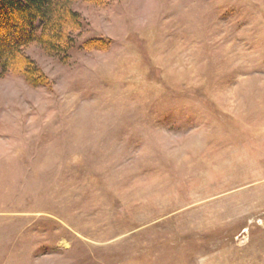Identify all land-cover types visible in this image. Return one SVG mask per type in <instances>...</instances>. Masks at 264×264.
Here are the masks:
<instances>
[{
  "label": "rangeland",
  "instance_id": "374dc122",
  "mask_svg": "<svg viewBox=\"0 0 264 264\" xmlns=\"http://www.w3.org/2000/svg\"><path fill=\"white\" fill-rule=\"evenodd\" d=\"M72 10L0 67V264H264V0Z\"/></svg>",
  "mask_w": 264,
  "mask_h": 264
},
{
  "label": "trees",
  "instance_id": "16d2710c",
  "mask_svg": "<svg viewBox=\"0 0 264 264\" xmlns=\"http://www.w3.org/2000/svg\"><path fill=\"white\" fill-rule=\"evenodd\" d=\"M75 1L0 0L2 72L8 73L21 66L27 76H34L36 69L23 54V50L33 43L41 44L50 52L67 50L71 44L75 23L79 20L72 10Z\"/></svg>",
  "mask_w": 264,
  "mask_h": 264
}]
</instances>
